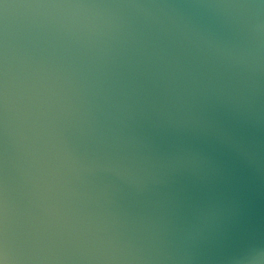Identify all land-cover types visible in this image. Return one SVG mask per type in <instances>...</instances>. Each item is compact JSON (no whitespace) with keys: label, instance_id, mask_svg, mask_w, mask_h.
I'll list each match as a JSON object with an SVG mask.
<instances>
[{"label":"water","instance_id":"water-1","mask_svg":"<svg viewBox=\"0 0 264 264\" xmlns=\"http://www.w3.org/2000/svg\"><path fill=\"white\" fill-rule=\"evenodd\" d=\"M0 264H264V0H0Z\"/></svg>","mask_w":264,"mask_h":264}]
</instances>
